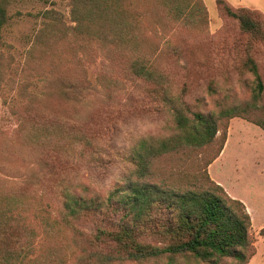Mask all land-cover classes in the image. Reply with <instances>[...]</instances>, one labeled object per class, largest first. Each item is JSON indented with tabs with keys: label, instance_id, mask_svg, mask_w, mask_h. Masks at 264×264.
Instances as JSON below:
<instances>
[{
	"label": "trees",
	"instance_id": "16d2710c",
	"mask_svg": "<svg viewBox=\"0 0 264 264\" xmlns=\"http://www.w3.org/2000/svg\"><path fill=\"white\" fill-rule=\"evenodd\" d=\"M70 3L73 24L46 11L47 22L31 54L43 51L58 66L60 105L76 113L54 115L31 103L19 131V149L13 144L0 154V264H68L59 247L45 248L58 241L67 253L62 239L68 231L72 264H249L256 254L251 215L211 178L209 166L220 157L233 118L264 130V106L259 104L264 78L255 54L264 45L261 16L217 1L222 13L239 23L238 68L253 77V95L245 104L207 113L193 107L187 83L179 89L146 44V35L160 27L203 31L208 13L202 0ZM100 54L103 70L94 83L89 69ZM128 83L137 89L142 85L139 98L167 109L170 134L133 137L126 145L118 141L119 120L126 112L116 110L115 117L96 108L92 121L85 120L81 110L87 112L90 95L115 100ZM209 92H216L213 84ZM17 159L23 162L20 167L12 164ZM165 161L180 166L167 171ZM118 170L115 184L102 193L99 184Z\"/></svg>",
	"mask_w": 264,
	"mask_h": 264
},
{
	"label": "rangeland",
	"instance_id": "374dc122",
	"mask_svg": "<svg viewBox=\"0 0 264 264\" xmlns=\"http://www.w3.org/2000/svg\"><path fill=\"white\" fill-rule=\"evenodd\" d=\"M217 1L202 0L208 13V24L201 32H193L185 28L175 30L160 27L146 35V44L152 48V53L159 60V64L171 73L176 86L181 89V86L187 83L191 91L188 96L189 102L195 109L207 113L217 110L219 106L245 104L252 101L253 95V77L242 74L238 68L237 49L239 42L243 40L239 23L225 16ZM226 1L233 9H247L258 13L264 22V0ZM0 7L2 8L0 13L1 154L3 150H9L13 144L19 149L22 143V134L19 131L22 128L23 118L28 115L31 103H34L38 109L53 111L54 115H68L69 112L70 115H75L76 111L65 103L60 105L57 89L62 84V76L58 66L43 51L39 54H31L36 38L47 22L46 11H51V14L54 13L55 16L62 18L69 26L73 24L70 0H0ZM52 47L58 51V46ZM176 50L180 52L179 56L175 55ZM255 52L264 78V45H260ZM89 70L90 78L95 83L97 75L103 70L102 54ZM210 84L215 87L214 94L209 92ZM141 88L142 85L137 89V86L128 83L127 88L115 100H110L101 93L90 95L87 112L83 108L81 114L87 122H91L96 108L114 114L116 110L121 111V114L126 112L124 119L119 120L121 128L118 139L126 145L133 137L139 139L170 134L173 123L167 109L161 110V106L150 104L146 98H139L138 93ZM200 99L202 103H197L196 100ZM259 104L264 106V93ZM115 117L118 115L115 114ZM232 120L228 128V137ZM241 120L233 125L231 142L226 154L215 163L211 173L212 164L209 166V173L210 176L212 174L220 179L226 188L236 198L238 197L237 199L244 198L252 208L255 218L253 235L256 254H259L256 260L258 264L264 256V236L260 235L261 228L264 227V130L243 118ZM220 137L221 132L218 134V140ZM217 147L218 144L214 150ZM212 152L213 149L208 154ZM12 164L20 167L23 162L17 159L13 160ZM162 165L167 171L172 167L180 166L178 161H165ZM118 172L119 170L113 177L99 184L98 188L102 193L107 192L115 184ZM2 176L8 177L6 174ZM88 176L87 174V179ZM71 235L72 231H68L66 238L62 239L68 243L67 253L58 241H53L51 245L45 244L47 249L59 247L61 257L66 258L68 264L74 262L75 255L72 253L74 245ZM179 263L208 264L196 260L190 262L180 260ZM227 263L235 262L226 260L225 264ZM126 264H167V262Z\"/></svg>",
	"mask_w": 264,
	"mask_h": 264
},
{
	"label": "crops",
	"instance_id": "0c3cea01",
	"mask_svg": "<svg viewBox=\"0 0 264 264\" xmlns=\"http://www.w3.org/2000/svg\"><path fill=\"white\" fill-rule=\"evenodd\" d=\"M242 121L241 120V118H234L233 120H232V123H231V126H230V129H229V137H228V141H227V143H226V145H225V148H224V150L222 151V154L220 155V157L210 166V173H211V171H212V168L214 167V165H215V163H217L218 161H219V159L221 158V157H223L225 154H226V151H227V149H228V147H229V145H230V142H231V135H232V132H233V125H234V123L235 122H237V121ZM239 121V122H240ZM211 176H212V178H214L215 180H217L216 182L218 183V184H222L223 185V187L228 191V193L233 197V198H236V196L229 190V189H227L226 188V186L220 181V179H217V178H215L212 174H211ZM238 198V197H237ZM236 198V199H237ZM239 200H241L245 205H246V207H247V210H248V212H249V214L251 215V218H252V223H253V225H254V223H255V218H254V212H253V210H252V208L250 207V205L248 204V202L244 199V198H239ZM264 227H262L261 228V230L263 229ZM263 240H264V237H263ZM259 255V254H258ZM258 255L256 254L255 256H254V258L251 260V262L249 263V264H257V262H256V260H257V257H258ZM263 258L261 259V262L260 263H258V264H264V256H262Z\"/></svg>",
	"mask_w": 264,
	"mask_h": 264
}]
</instances>
